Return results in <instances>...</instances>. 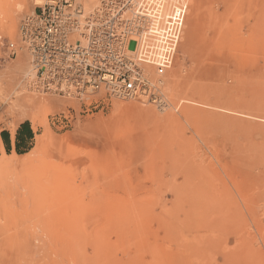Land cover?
Listing matches in <instances>:
<instances>
[{"label": "rangeland", "instance_id": "374dc122", "mask_svg": "<svg viewBox=\"0 0 264 264\" xmlns=\"http://www.w3.org/2000/svg\"><path fill=\"white\" fill-rule=\"evenodd\" d=\"M36 1L0 0V264H264V0H156L164 109L28 87Z\"/></svg>", "mask_w": 264, "mask_h": 264}, {"label": "built area", "instance_id": "2783aa9c", "mask_svg": "<svg viewBox=\"0 0 264 264\" xmlns=\"http://www.w3.org/2000/svg\"><path fill=\"white\" fill-rule=\"evenodd\" d=\"M157 5L100 0L86 12L77 0H46L22 17L19 43L8 41L7 50L9 55L27 50L31 65L25 82L36 91L78 99L102 92L164 109L170 105L163 78L168 62L158 55L164 41L154 35Z\"/></svg>", "mask_w": 264, "mask_h": 264}, {"label": "trees", "instance_id": "16d2710c", "mask_svg": "<svg viewBox=\"0 0 264 264\" xmlns=\"http://www.w3.org/2000/svg\"><path fill=\"white\" fill-rule=\"evenodd\" d=\"M4 143L8 151L12 149L11 136L9 131H2L1 133ZM34 132L31 128L30 122L25 121L21 124L16 133L15 146L19 153H22V147H25V150L29 149L31 146L25 145L29 140L33 139ZM25 145V146H24Z\"/></svg>", "mask_w": 264, "mask_h": 264}, {"label": "bare ground", "instance_id": "6f19581e", "mask_svg": "<svg viewBox=\"0 0 264 264\" xmlns=\"http://www.w3.org/2000/svg\"><path fill=\"white\" fill-rule=\"evenodd\" d=\"M36 2H37V3H40L41 0H37ZM263 158H264V157H263ZM263 162H264V160L262 161V165L264 164ZM260 163H261V162H260ZM262 165H261V167H263ZM259 168H260V167H259ZM250 169H251V168H250ZM254 169H256V168H254ZM256 170H258V167H257ZM252 171H253V170H252ZM262 172H263V169H262ZM248 173H250V171H249ZM252 173H253V172H252ZM254 174H255V173H254ZM260 174H261V173H260ZM248 175L250 176V174H248ZM261 175H262V174H261ZM252 176H253V175H252ZM254 177H255V176H254ZM257 178H258V176H257ZM260 179H261V178H260ZM260 179H259V181H260ZM247 180H248V181L251 180V182L253 181V179H250V177H249V178L247 177ZM248 181H247V182H248ZM256 181H257V179H256ZM261 181H262V180H261ZM249 182H250V181H249ZM249 182H248V183H249ZM251 182H250V183H251ZM262 182H263V181H262ZM248 183H247V185H248ZM258 183H259V182H258ZM263 183H264V182H263ZM255 184H256L255 186L257 187V183H255ZM251 185H252V183H251ZM253 185H254V183H253ZM259 185H260V184H259ZM259 185H258V186H259ZM261 185H262V184H261ZM242 188H243V187H242ZM245 190H246V188H245ZM248 190H250V189H248ZM253 190H254V189H253ZM240 191H241V190H240ZM251 192H252V191H251ZM258 192H259V191H258ZM244 193H246V192H244ZM249 193H250V192H249ZM249 193H248L247 195H250V194L253 195L252 193H250V194H249ZM241 194H242V191H241ZM256 194H257V193H256ZM259 194L262 195V193H259ZM259 194H258V195H259ZM248 197H249V196H248ZM248 197H247V198H248ZM251 197H253V196H250L249 199H250ZM258 197H259V196H258ZM263 197H264V196H263ZM263 197H261V198H263ZM253 199H254V197H253ZM259 199H260V198H259ZM251 200H252V199H251ZM263 200H264V199H263ZM253 201H254V200H253ZM250 202H251V201H250ZM263 202H264V201H263ZM251 205H252V204H251ZM254 207H255V206H254ZM251 209H252V207H251ZM257 212H258V211H257ZM263 216H264V215H263ZM210 221H211V220H210ZM206 223H207V222H206ZM216 223H219V222H216ZM204 224H205V223H204ZM204 224H203V225H204ZM209 226H210V224H209ZM215 226H216V224H215ZM218 226H219V225H218ZM225 226H226V225L223 226V224H222V227H223L224 232H225V228H224ZM229 226H230V225L228 224V227H229ZM232 226H235V225H232ZM232 226H231V227H232ZM220 227H221V226H220ZM226 228H227V227H226ZM228 229L230 230L231 228H228ZM226 230H227V229H226ZM214 231H215V230H214ZM233 231H234V228H233ZM220 232H221V231H220ZM222 233H223V232H222ZM224 234H225V233H224ZM226 235L229 236V234H226ZM203 236H204L203 238H205V235H203ZM208 236H210V235H208ZM212 237H213V236H212ZM212 237H209V238H212ZM219 237H220V236H219ZM219 237H218V238H219ZM203 238H202V239H203ZM224 238H226V237H224ZM207 239H208V238H207V236H206V238H205L204 240H206V241L211 240V242H212V239H208V240H207ZM215 240H216V239H214L213 242H214ZM232 240H234V239H232ZM198 241H200L199 238H198ZM202 242H203V241H202ZM211 242L209 241V243H211ZM213 242H212L210 245H212ZM215 242H216V244H214V245L217 246L218 241H215ZM222 242H223V241H222ZM206 243H207V242H206ZM219 243H220V240H219ZM219 243H218V245H219ZM237 243H239V242H237ZM224 244H225V243H223L222 245L224 246ZM200 246H202L203 250H204V248H205V249L207 248V251L210 252V250H208L209 248H208V247H205L202 243L200 244ZM200 246H199L198 248H200ZM203 246H204V247H203ZM225 246H226V245H225ZM236 246H238V245L236 244ZM236 246H235V248H236ZM210 247H211V246H210ZM213 247H215V246H213ZM218 247L222 248L221 245H219ZM202 248H201V249H202ZM220 248H219V249H220ZM235 248H233L235 257H236V255H237V256H238V255L240 256V254H241L242 252L239 253V251H236ZM242 248H243V247H242ZM201 249H200V250H201ZM212 249H213V248H212ZM222 249H223V248H222ZM200 250H199V251H200ZM203 250H202V251H203ZM230 250H231V249H230ZM237 250H238V249H237ZM202 251H201V252H202ZM215 251H216V250H215ZM220 251L222 252V251H224V249H223V250H219V253H221ZM226 251H227V250H226ZM226 251H225V252H226ZM235 251L238 252L239 254H235V253H236ZM241 251L244 252L245 250H244V249H241ZM201 252H200V253H201ZM244 253H246V252H244ZM221 254H222V253H221ZM224 254H225V253H224ZM242 254H243V253H242ZM242 254H241V256H242ZM209 255L212 256L211 252H210ZM222 255H223V254H222ZM228 255H232V253L230 252V254H228ZM234 255H232V256L234 257ZM210 256H209V257H210ZM217 256H219V255L217 254ZM239 256L236 257V259H237V258L239 259ZM241 256H240V258H241ZM220 257H221V256H220ZM224 257H225V256H224ZM214 258H217V257L215 256ZM214 258H213V256H212V260H215ZM226 258H227V255H226ZM210 259H211V257H210ZM227 259H228V258H227ZM233 259H235V258H231V259H230V256H229V261H232ZM236 259H235V260H236ZM238 259H237V262H238ZM218 260H219V259H218ZM220 260H221V258H220ZM221 261H222V260H221ZM225 261H226V260H225ZM219 262H220V261H219ZM219 262H217V263H219ZM226 262H228V261H226ZM226 262H225V263L223 262V264H226ZM233 263H235L234 260H233ZM220 264H222V263H220ZM227 264H228V263H227ZM229 264H231V263H229Z\"/></svg>", "mask_w": 264, "mask_h": 264}]
</instances>
